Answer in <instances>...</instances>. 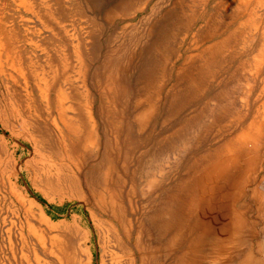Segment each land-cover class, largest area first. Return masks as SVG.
<instances>
[{
	"label": "rangeland",
	"instance_id": "rangeland-1",
	"mask_svg": "<svg viewBox=\"0 0 264 264\" xmlns=\"http://www.w3.org/2000/svg\"><path fill=\"white\" fill-rule=\"evenodd\" d=\"M164 28L181 30L159 46ZM187 75L197 99L171 117ZM242 133L257 148L253 171L247 155L220 161ZM107 141L118 144V198L102 201L89 186ZM220 147L200 167L231 187L251 174L228 210L245 228L210 255L264 264V0H0V264L154 263L142 222Z\"/></svg>",
	"mask_w": 264,
	"mask_h": 264
},
{
	"label": "bare ground",
	"instance_id": "bare-ground-1",
	"mask_svg": "<svg viewBox=\"0 0 264 264\" xmlns=\"http://www.w3.org/2000/svg\"><path fill=\"white\" fill-rule=\"evenodd\" d=\"M261 6L262 5L260 1H258L257 7H261ZM126 10L129 9L126 8ZM169 29L170 28L163 29V31L160 34V38H158L156 41V44H159L160 46V44L163 43L165 37H170L169 41H171L172 38H175V35L177 36L178 32L181 30V28H171L172 32L169 33L168 32ZM258 29L259 28H256V31ZM110 65L112 67L110 68L108 75L106 74L107 75L106 81H107L108 90L112 91L117 86V84H119L118 82H120L121 80V79L119 80V78L121 77L118 76V74L121 72L122 66L120 65L117 66V63H115L114 65L113 64ZM127 69L129 68L127 67L124 68V71H127ZM187 69L188 68H186V70ZM186 70H183L181 75L184 73V71L186 72ZM198 70H202V69L200 68ZM141 75H143V72L141 73ZM199 75L200 77H202L200 73ZM181 77L179 76V78L176 79L177 81L175 84L176 87L177 86L179 87L177 91L180 92L177 96L173 97V99L178 100L177 102L178 107L176 109V112L175 111L173 112L170 109V106L167 107L168 112L171 114V117L174 114L183 111V108L185 107L188 100L191 103L192 101L194 102L197 99L196 94L193 93V89L199 88V85L197 83L199 81H195V79H189L188 75L185 78H181ZM192 94L194 95V97L192 96ZM180 95L182 97H180ZM157 100L159 101L160 99ZM170 100L172 101V99ZM149 113L150 111L148 112V114ZM154 113H155V109L152 110L151 114L154 115ZM59 118L62 122H64V126H65V123L68 122L66 116V110L65 111L62 110L59 113ZM78 121L79 120H77V122ZM88 125H89V120H88ZM248 128L249 129L252 128V125H249ZM141 129L144 128L141 127L140 130ZM111 130H113L115 133L121 132V129L117 128V124L116 126L111 124ZM89 132H91L90 135L92 136L94 135L93 129L90 130ZM106 139H108V137ZM110 141H107L105 145V153L101 164L102 168L101 165L95 168V171L98 174L93 179V185L91 184V186H89V188L92 189V191L97 196H99L100 197L99 199H101L102 201H106L108 199L109 200L115 199V194H116V198H118L117 193H115L116 191H112L111 189L114 188L109 187V184H111L113 181L112 174L117 171L118 161H119V158L116 159L115 154L114 157H112L111 155L112 153H114L113 151L119 154V150L117 149L118 148L117 142L114 145H111ZM158 142L156 141L155 143ZM248 142H249L248 135L244 133H242L239 137L237 136L235 139L233 138V140H231L230 143L224 147L225 149L227 148V151H230L229 153L231 155H228L224 158H220L221 159L220 161L222 162L225 158L231 157L233 158V160L236 161L237 165H239L241 164L243 155L245 156L247 155L248 160H251L253 163L251 165V170L253 171V169L256 168V162H255L256 158H254L253 156L255 155L257 148L256 147L250 148V144ZM159 144L161 143L159 142ZM162 146L163 144H161L159 148H161ZM224 148L220 147L218 148V150L216 149L215 153L209 151L206 155H202L192 165H190L185 173L186 176L181 178L179 182H174L171 186H169L166 189V191L164 192L165 198L162 201H160L159 206L156 207L153 210V212L145 219L146 221L144 220L142 222L140 232L150 231V233L153 232L155 235L156 247L154 248L151 255L154 261V263L151 261L153 264H218L217 256L213 257L211 255L220 254L222 251L225 250L224 241L228 240L229 236L231 237L233 236V234L236 232L235 229L237 227H238L237 231H242L245 228L242 222L239 221L238 223L237 222L235 223L234 220H231V218L228 216V210L229 209L235 210L233 204L237 200L238 189L240 186L243 188L242 184L244 182L246 183V180L249 179L251 171L247 174L242 175L243 179L241 180L235 178L236 180L234 181V184L231 187L230 185H227L228 182L224 178L226 174L221 176L220 178V175H222L224 171L221 173L220 169L217 170V168H211V162H210L212 161L211 159L209 161L210 162L209 165L207 164L204 167H200L201 163H204L214 155L217 156L216 154H219L221 151H223ZM251 150L252 151L256 150V151H254V154H250L252 153ZM103 167L106 168V170H103ZM209 169L219 172L217 178L207 173V170ZM166 178L167 177L164 176V178L160 182H157L156 179L152 181L155 182V187L158 186L162 187L166 183L165 180ZM247 184L248 183H246V185ZM224 235L228 237H224ZM150 239H154V238H150ZM210 253L212 254L210 255ZM210 256L212 258L211 260L208 259ZM239 264H247V263L243 259ZM254 264H258V263L255 262Z\"/></svg>",
	"mask_w": 264,
	"mask_h": 264
}]
</instances>
